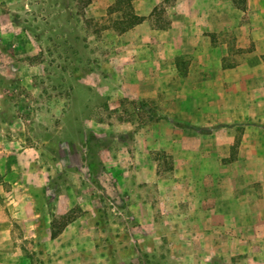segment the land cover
<instances>
[{
	"label": "rangeland",
	"instance_id": "rangeland-1",
	"mask_svg": "<svg viewBox=\"0 0 264 264\" xmlns=\"http://www.w3.org/2000/svg\"><path fill=\"white\" fill-rule=\"evenodd\" d=\"M108 1L0 0V264H264V90L109 68Z\"/></svg>",
	"mask_w": 264,
	"mask_h": 264
},
{
	"label": "crops",
	"instance_id": "crops-1",
	"mask_svg": "<svg viewBox=\"0 0 264 264\" xmlns=\"http://www.w3.org/2000/svg\"><path fill=\"white\" fill-rule=\"evenodd\" d=\"M132 4L144 19L117 36L129 49L105 62L109 68L147 73L153 82L157 75L185 72L187 78L195 75L196 85L209 81L211 85L243 86L251 96L264 90V0H132ZM164 18L168 21L162 24ZM225 36L233 39L239 52L233 51ZM150 90L157 91L155 87ZM257 118L256 122L264 126V113ZM21 181H15L14 186L33 185ZM23 194L27 196L25 191ZM225 200L226 206L213 209L211 214L234 215L238 202L248 205L260 198L234 196ZM246 212L241 218L251 217ZM9 232L4 223L2 244L13 246L8 241Z\"/></svg>",
	"mask_w": 264,
	"mask_h": 264
},
{
	"label": "trees",
	"instance_id": "trees-1",
	"mask_svg": "<svg viewBox=\"0 0 264 264\" xmlns=\"http://www.w3.org/2000/svg\"><path fill=\"white\" fill-rule=\"evenodd\" d=\"M116 7L120 6L121 4H126V19L122 22L123 25L121 27V32L131 28L135 24H138L143 21L144 17L140 16L135 13L132 0H115ZM110 9H114V7H110ZM173 123L177 126H182L183 123L179 121H173ZM52 236H57V232L53 231Z\"/></svg>",
	"mask_w": 264,
	"mask_h": 264
}]
</instances>
